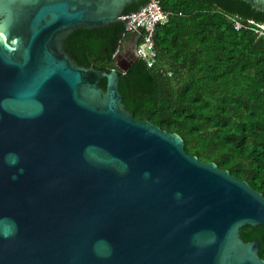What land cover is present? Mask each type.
Returning <instances> with one entry per match:
<instances>
[{
  "label": "water",
  "instance_id": "1",
  "mask_svg": "<svg viewBox=\"0 0 264 264\" xmlns=\"http://www.w3.org/2000/svg\"><path fill=\"white\" fill-rule=\"evenodd\" d=\"M135 1L0 0V264H264L240 235L264 196L124 107L135 51L121 75L68 53Z\"/></svg>",
  "mask_w": 264,
  "mask_h": 264
},
{
  "label": "trees",
  "instance_id": "2",
  "mask_svg": "<svg viewBox=\"0 0 264 264\" xmlns=\"http://www.w3.org/2000/svg\"><path fill=\"white\" fill-rule=\"evenodd\" d=\"M146 1L132 2L124 13ZM159 1L170 15L155 27L152 67L134 57L121 75L115 57L132 33L120 21L70 32V57L83 67L116 69L122 103L134 117L177 133L187 153L264 196V12L245 0ZM99 86L105 89V78ZM240 235L258 240L264 259V225H244Z\"/></svg>",
  "mask_w": 264,
  "mask_h": 264
},
{
  "label": "built area",
  "instance_id": "3",
  "mask_svg": "<svg viewBox=\"0 0 264 264\" xmlns=\"http://www.w3.org/2000/svg\"><path fill=\"white\" fill-rule=\"evenodd\" d=\"M170 15L169 11L162 8L159 0H148L146 4L135 11L124 13L121 17L125 21L124 33L137 34L139 41L134 51L147 67H152L157 58L154 45V31L158 24L165 23ZM234 27L239 29L241 24L234 22ZM123 33V34H124ZM262 32H259L261 34Z\"/></svg>",
  "mask_w": 264,
  "mask_h": 264
},
{
  "label": "flooded vegetation",
  "instance_id": "4",
  "mask_svg": "<svg viewBox=\"0 0 264 264\" xmlns=\"http://www.w3.org/2000/svg\"><path fill=\"white\" fill-rule=\"evenodd\" d=\"M134 48H135V42L133 41V39L129 38L128 40L125 41L124 45L121 47V49H123L125 51V55L122 54L120 51L118 53V56L120 61L122 62L123 60H125V58H129L132 56L133 52H134Z\"/></svg>",
  "mask_w": 264,
  "mask_h": 264
}]
</instances>
